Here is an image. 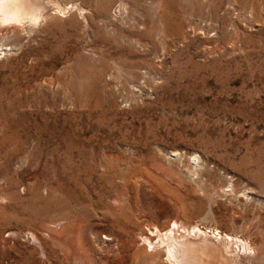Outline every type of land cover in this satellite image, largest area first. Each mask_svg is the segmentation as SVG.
<instances>
[{
  "label": "rangeland",
  "instance_id": "374dc122",
  "mask_svg": "<svg viewBox=\"0 0 264 264\" xmlns=\"http://www.w3.org/2000/svg\"><path fill=\"white\" fill-rule=\"evenodd\" d=\"M56 2L0 26V264H169L175 220L264 264V0Z\"/></svg>",
  "mask_w": 264,
  "mask_h": 264
},
{
  "label": "bare ground",
  "instance_id": "6f19581e",
  "mask_svg": "<svg viewBox=\"0 0 264 264\" xmlns=\"http://www.w3.org/2000/svg\"><path fill=\"white\" fill-rule=\"evenodd\" d=\"M50 3L52 4L53 1L51 2L50 0H0V26L9 25L12 23L22 25L27 24L28 26L36 25L43 21L44 18H46V8H48L47 6L50 5ZM61 7L62 5H55V10L53 11L66 13L69 9L67 7ZM193 159L194 161L196 159H199L198 155H193ZM181 224L177 220H175L172 223L171 227L167 228L166 230L160 229L158 226L153 225L152 228H148L149 235L141 234L142 244L145 245L144 250L147 255L156 256L162 251L163 255L166 258V261L169 262V264L239 263V261H237V258L239 256L237 254L235 256V254H233L234 252H230V250H232H229L230 243H227L228 241H224L222 239L223 235L220 231H215L217 230L215 229L211 232L212 234L208 235L207 232L200 230L198 226L184 227V225ZM224 237L228 238L229 236L228 234H225ZM245 245L249 246V243H246ZM246 246H243V249L244 247H248ZM140 251L143 252V250L141 249ZM234 251L235 253L238 252V250ZM243 252H245V249ZM249 258L251 259V257ZM242 259H244V257Z\"/></svg>",
  "mask_w": 264,
  "mask_h": 264
}]
</instances>
